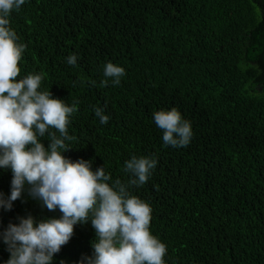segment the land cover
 I'll use <instances>...</instances> for the list:
<instances>
[{
	"label": "trees",
	"instance_id": "16d2710c",
	"mask_svg": "<svg viewBox=\"0 0 264 264\" xmlns=\"http://www.w3.org/2000/svg\"><path fill=\"white\" fill-rule=\"evenodd\" d=\"M9 19L26 45L17 79L42 73L40 91L79 102L66 158L105 167L110 186L131 178L133 155L156 158L148 182L129 191L152 209L165 264H264V0H25ZM108 62L126 71L118 86H100ZM173 107L191 122L187 147L166 146L154 122ZM12 179L0 168L5 199ZM29 215L62 214L27 188L0 208V264L10 258L2 233ZM95 239L90 221L76 225L53 264H80Z\"/></svg>",
	"mask_w": 264,
	"mask_h": 264
},
{
	"label": "clouds",
	"instance_id": "9594fccd",
	"mask_svg": "<svg viewBox=\"0 0 264 264\" xmlns=\"http://www.w3.org/2000/svg\"><path fill=\"white\" fill-rule=\"evenodd\" d=\"M24 4L25 0H0V168H10L13 176L10 197L0 193V208L11 210L27 188L42 207L59 209L62 215L39 222L29 215L19 225L10 223L2 233L10 253L6 264H53L75 226L89 221L96 232L93 254L82 257L80 264L85 260L87 264H165L166 245L150 232L152 209L129 191L148 182L156 158L133 155L123 168L131 178L127 183L117 179L110 186L112 177L105 167L93 171L92 162H74L63 155L71 150L65 141L75 139L68 134V125L79 102L69 105L53 98L51 91H40L42 73L17 79L26 45L17 43L9 17ZM77 60L75 54L67 57L71 66ZM103 74L101 87L109 81L118 86L126 71L108 62ZM93 111L102 124L109 122L103 108L96 106ZM153 119L166 146L182 148L191 142V122L177 108L154 111ZM46 134L47 148L42 142Z\"/></svg>",
	"mask_w": 264,
	"mask_h": 264
}]
</instances>
